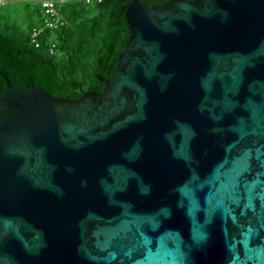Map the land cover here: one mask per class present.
<instances>
[{
  "label": "water",
  "instance_id": "1",
  "mask_svg": "<svg viewBox=\"0 0 264 264\" xmlns=\"http://www.w3.org/2000/svg\"><path fill=\"white\" fill-rule=\"evenodd\" d=\"M124 14L101 91L2 74L0 264H264V0Z\"/></svg>",
  "mask_w": 264,
  "mask_h": 264
},
{
  "label": "trees",
  "instance_id": "2",
  "mask_svg": "<svg viewBox=\"0 0 264 264\" xmlns=\"http://www.w3.org/2000/svg\"><path fill=\"white\" fill-rule=\"evenodd\" d=\"M19 1L17 13L9 8L0 12V96L5 91L2 74L11 87L41 88L56 97L77 99L84 91H101L129 35L124 13L130 0L58 2L63 23L40 32L38 46L32 31L41 26V9Z\"/></svg>",
  "mask_w": 264,
  "mask_h": 264
},
{
  "label": "built area",
  "instance_id": "3",
  "mask_svg": "<svg viewBox=\"0 0 264 264\" xmlns=\"http://www.w3.org/2000/svg\"><path fill=\"white\" fill-rule=\"evenodd\" d=\"M8 0H0V5L5 4ZM27 2L36 3L39 5L42 13L41 26L34 28L32 31V41L35 46H38V35L45 28H54L63 23V17L59 14L56 4L58 2H69L72 0H22ZM84 3L99 2L101 0H81ZM53 46V45H52ZM52 46L51 49L52 50Z\"/></svg>",
  "mask_w": 264,
  "mask_h": 264
},
{
  "label": "rangeland",
  "instance_id": "4",
  "mask_svg": "<svg viewBox=\"0 0 264 264\" xmlns=\"http://www.w3.org/2000/svg\"><path fill=\"white\" fill-rule=\"evenodd\" d=\"M18 1L19 0H12V1L10 0L9 2L6 3L7 4L6 6H2L0 8V12H3V11H5L6 8H9L10 10H13L14 12L17 13V11L22 8V4H23L22 2H20V1L18 2ZM17 7H18V9H16Z\"/></svg>",
  "mask_w": 264,
  "mask_h": 264
},
{
  "label": "crops",
  "instance_id": "5",
  "mask_svg": "<svg viewBox=\"0 0 264 264\" xmlns=\"http://www.w3.org/2000/svg\"><path fill=\"white\" fill-rule=\"evenodd\" d=\"M9 1H10V0H9ZM9 1H8V2H9ZM11 1H12V0H11Z\"/></svg>",
  "mask_w": 264,
  "mask_h": 264
},
{
  "label": "clouds",
  "instance_id": "6",
  "mask_svg": "<svg viewBox=\"0 0 264 264\" xmlns=\"http://www.w3.org/2000/svg\"><path fill=\"white\" fill-rule=\"evenodd\" d=\"M8 1H9V0H8ZM8 1H7V2H8Z\"/></svg>",
  "mask_w": 264,
  "mask_h": 264
}]
</instances>
